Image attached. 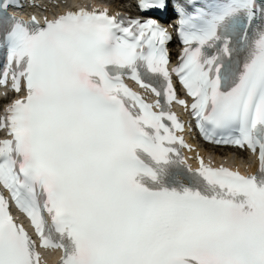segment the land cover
Here are the masks:
<instances>
[{
  "label": "snow or ice",
  "instance_id": "1",
  "mask_svg": "<svg viewBox=\"0 0 264 264\" xmlns=\"http://www.w3.org/2000/svg\"><path fill=\"white\" fill-rule=\"evenodd\" d=\"M135 6L41 22L0 0V264H264V0ZM174 103L255 171L189 164Z\"/></svg>",
  "mask_w": 264,
  "mask_h": 264
},
{
  "label": "bare ground",
  "instance_id": "2",
  "mask_svg": "<svg viewBox=\"0 0 264 264\" xmlns=\"http://www.w3.org/2000/svg\"><path fill=\"white\" fill-rule=\"evenodd\" d=\"M128 4H129L128 0H115V3L112 4V6L121 9V8H127Z\"/></svg>",
  "mask_w": 264,
  "mask_h": 264
}]
</instances>
